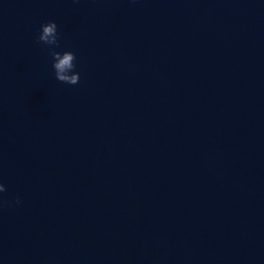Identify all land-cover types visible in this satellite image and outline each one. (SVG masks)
I'll return each instance as SVG.
<instances>
[{
    "label": "water",
    "instance_id": "water-1",
    "mask_svg": "<svg viewBox=\"0 0 264 264\" xmlns=\"http://www.w3.org/2000/svg\"><path fill=\"white\" fill-rule=\"evenodd\" d=\"M0 183V264H264V0H0Z\"/></svg>",
    "mask_w": 264,
    "mask_h": 264
},
{
    "label": "clouds",
    "instance_id": "clouds-1",
    "mask_svg": "<svg viewBox=\"0 0 264 264\" xmlns=\"http://www.w3.org/2000/svg\"><path fill=\"white\" fill-rule=\"evenodd\" d=\"M36 42L42 46H47L52 57V68L55 73V78L62 83L76 85L79 82V73L74 71L76 68V55L72 51H56L60 47V33L55 21H49L40 26V33ZM6 191L5 185L0 183V193ZM17 197L16 203H19ZM6 203L0 200V206Z\"/></svg>",
    "mask_w": 264,
    "mask_h": 264
}]
</instances>
